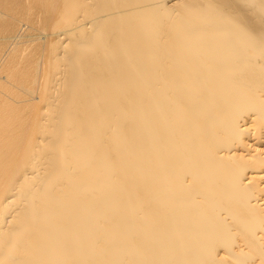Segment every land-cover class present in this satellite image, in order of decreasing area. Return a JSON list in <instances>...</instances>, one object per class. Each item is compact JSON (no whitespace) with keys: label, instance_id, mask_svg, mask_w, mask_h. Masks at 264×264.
Listing matches in <instances>:
<instances>
[{"label":"bare ground","instance_id":"bare-ground-1","mask_svg":"<svg viewBox=\"0 0 264 264\" xmlns=\"http://www.w3.org/2000/svg\"><path fill=\"white\" fill-rule=\"evenodd\" d=\"M0 264H264V0H0Z\"/></svg>","mask_w":264,"mask_h":264}]
</instances>
